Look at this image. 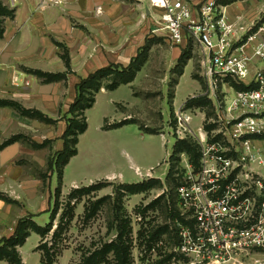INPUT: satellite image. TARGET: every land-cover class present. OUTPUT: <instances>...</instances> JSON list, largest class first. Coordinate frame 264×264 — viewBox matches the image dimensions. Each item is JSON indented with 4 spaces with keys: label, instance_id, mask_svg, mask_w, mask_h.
<instances>
[{
    "label": "rangeland",
    "instance_id": "374dc122",
    "mask_svg": "<svg viewBox=\"0 0 264 264\" xmlns=\"http://www.w3.org/2000/svg\"><path fill=\"white\" fill-rule=\"evenodd\" d=\"M184 1L196 9L206 0L195 4L191 0ZM224 1L220 0L219 6L225 9L231 22L243 25L247 29V35L259 33V38L264 37V0L250 2L249 6L245 2L226 4ZM16 2L0 0L1 5L13 13V18ZM130 3L135 4V1ZM43 5L53 6L47 0H39V6ZM156 11L158 18L154 20V32L145 33L140 43L138 53L142 52L144 60L134 79L136 82L132 89L133 95L127 88L110 93L112 91L105 89L109 81L104 80L98 95H95L96 103L93 107L72 116L68 114V109L74 101L73 94L76 96V88L70 90L67 85L64 89L67 99L57 109L53 117L55 122L51 125L24 117L14 107H0V146L12 137L21 136L22 140L18 142V149L4 154L6 167L2 173L0 171V194L4 197H19V200L10 198L14 203L3 202L15 212L37 211L35 215L28 212L24 218L41 227L52 222V229L43 238L38 235L40 239L32 251L36 263L38 260L39 264H87L93 253L100 251L105 244L109 245L118 240L119 234L124 233L119 240L129 246L128 264H189L175 251L178 244L177 230L174 221L169 217L168 208L164 207L169 203L177 205L175 189L183 177V161L192 163V157L186 153L178 155L179 159L170 158L178 141H187L194 145L191 138L181 139L176 134V115L187 112L191 116L190 124L194 130L202 123L210 129L209 121L215 116V107L209 98L205 52L202 46L189 36L186 47L173 45L167 31L158 24L160 12L157 9ZM6 19L12 18L8 15L0 16V31H3ZM248 54L251 55L249 48ZM181 56L183 58L179 62ZM21 70L24 74L34 76L30 69L22 67ZM64 73L72 75L71 69ZM86 76L83 75V78ZM83 78L78 77V83ZM26 82L23 81L20 85L28 86ZM71 96L73 100L68 103ZM217 96L220 97V94ZM87 98L90 99L88 96ZM123 118L136 122L132 125L138 127L139 131L142 127L157 134L163 132L168 136V143L160 149L155 145L157 140L147 137L141 140L138 134L129 130L114 131L106 128L123 121ZM72 120L79 124L86 121L88 128L84 135L78 137L76 148L79 154L68 168V174L79 176L82 174L79 173L80 170L89 165L90 169L85 167L86 171L83 172L90 174L86 178H94V183L70 188L69 183L64 184L62 178L59 205L55 210V218L51 219L58 174L64 161L54 166L51 176L47 166L51 159H57V153L62 150L61 136L67 122ZM45 141L47 145L43 148L32 147V144H42ZM122 142H128L130 146L122 148L123 153H120V147L117 152L114 151L113 148H118ZM156 149L158 158L163 159L161 165L155 171V176L144 177L143 181L156 179L161 185L135 195L124 192V184L137 183L136 177L130 171L131 166H149L154 160ZM119 164L127 167L122 176L118 175ZM92 167L98 168L94 176ZM72 195L75 198L69 199ZM161 197H165L164 201L158 202ZM95 205L97 210L89 217L88 209ZM64 212L68 215L63 217ZM118 225L121 229L117 228ZM163 228H167V232L148 245L150 232ZM55 233L57 237H54ZM33 234L35 233H31ZM34 239L33 236L26 247L31 246ZM104 259L99 258L96 262L117 264L112 252ZM241 262L247 263L245 259Z\"/></svg>",
    "mask_w": 264,
    "mask_h": 264
},
{
    "label": "built area",
    "instance_id": "2783aa9c",
    "mask_svg": "<svg viewBox=\"0 0 264 264\" xmlns=\"http://www.w3.org/2000/svg\"><path fill=\"white\" fill-rule=\"evenodd\" d=\"M219 1L193 9L184 0H150L173 45L186 47L189 36L202 46L215 107L210 129H192L185 111L176 115V134L193 140L198 161H183L175 189V251L189 264H264V37L247 35Z\"/></svg>",
    "mask_w": 264,
    "mask_h": 264
},
{
    "label": "crops",
    "instance_id": "0c3cea01",
    "mask_svg": "<svg viewBox=\"0 0 264 264\" xmlns=\"http://www.w3.org/2000/svg\"><path fill=\"white\" fill-rule=\"evenodd\" d=\"M131 1H135V4H131ZM199 1L191 0L194 4ZM257 1L240 2H245L249 6L250 2ZM9 4L7 1V5ZM13 9L15 16L5 20L3 33L0 36V99L16 101L26 109L42 112L50 119H53L57 109L67 99L64 89L69 85V89L74 90L78 84V77L83 78V75L93 73L110 64L127 66L137 56L145 33L154 29V20L158 18V13L151 6L150 0H61L60 4L41 7L39 0H17ZM63 53H67L72 71V75H67L63 81L46 84L35 75L24 74L21 70L24 67L49 74L64 73L67 68L62 57ZM14 79L16 81H13ZM23 81H27L28 86L20 85ZM135 82L122 85L110 93L127 88L132 94ZM73 97H75L74 94ZM70 100L68 103L72 102V96ZM36 124L39 126V122ZM113 130H129L133 134H138L141 140L146 137L157 140L155 145L160 149L168 143V136L163 132L147 134L139 131L138 127L132 124ZM18 145L19 143H15L0 151L1 173L6 167L3 161L4 156L10 150L18 149ZM129 146L128 142H122L118 148L114 146L113 150L117 152L120 147V153H123L122 148ZM78 154L70 159L63 171L64 184L68 182L70 188L94 183L92 180L94 178H86L90 174L83 172L86 171L85 167L90 169L89 165L80 170L79 173L82 174L79 176L68 174V168ZM154 154L156 162L153 160L149 166L144 165L142 168L138 165L131 166L130 171L136 177L135 182L140 183L144 177L155 176V171L160 167L163 159L158 158L157 149ZM117 169L118 175L122 176L127 167L119 164ZM92 172L94 176L98 168L92 167ZM9 198L19 200V197ZM33 207L36 209L35 206ZM19 212H15L0 200V238L12 235L17 222L28 212L32 215L37 213V211L28 210ZM33 236L34 243L26 247ZM39 239L40 237L36 234L30 235L24 246L19 248L23 264H39L38 260L36 263V257L32 253ZM0 264L8 263L1 261Z\"/></svg>",
    "mask_w": 264,
    "mask_h": 264
},
{
    "label": "trees",
    "instance_id": "16d2710c",
    "mask_svg": "<svg viewBox=\"0 0 264 264\" xmlns=\"http://www.w3.org/2000/svg\"><path fill=\"white\" fill-rule=\"evenodd\" d=\"M238 1H244V0H225L224 3L230 4ZM10 16V18H13V13L8 11L5 7H3L0 3V16ZM3 31H0V36L2 35ZM62 57L65 61V65L67 68V71H70V61L67 53H63ZM182 56L179 58V62L182 61ZM144 60V58H143ZM142 52H139L135 58H133L130 63L127 66H122L119 64H110L109 66L100 68L96 70L93 73L88 74L85 78L81 79L80 82L76 85V96L74 98V101L69 106L68 114L76 116V114L80 112H85L86 110L93 107L95 104V95L100 91L102 88V82L104 80H108L109 83L105 85V89L108 91H114L118 89L122 85H128L132 83L136 77L137 72L142 67ZM31 73L38 78L42 79L44 83H54V82H60L66 79L67 73H57V74H49V73H43L40 71H31ZM237 89H242V87L237 86ZM90 97L89 98H87ZM0 107L1 108H7V107H14L18 110V112L27 118L37 120L41 123L45 124H54V120L48 118L45 116L42 112L38 110H31L26 109L19 105L16 102L8 101V100H1L0 101ZM128 124H136V122L131 121L130 119L123 120L119 123L113 124L106 128L111 129H117L121 128ZM88 128L87 122H83L82 124H79L76 120L68 121L67 127L61 136V140L63 141V147L60 152L57 153V159L53 161L51 159L48 162L47 169L50 172V176L53 175V169L54 166L59 165L62 161V167L60 169V172L58 174V186L55 190L56 197L54 198L53 203V210L51 212V219H54L55 217V210L59 205V196L61 193V185H62V178H63V170L64 167L68 164L69 160L76 156L77 151V144H78V137L80 135H83ZM140 130L147 134H157V132L144 129L140 127ZM71 138V139H70ZM24 140V139H23ZM21 136L12 137L8 141L4 142L0 146V151L4 148L21 142ZM47 145V141H45L42 144H32V147L34 148H43ZM171 159L178 158V155H181L183 153L189 154L192 158V163L197 165L198 161V152L196 146L191 144L187 141H178L177 144L172 149ZM170 176V175H168ZM161 185V182L156 179H151L150 181H143L141 183H135V184H124L122 186L124 192L129 193L130 195L140 194L148 191L149 189ZM75 197H69V199H73ZM165 197H161L158 202L164 201ZM0 200L5 201L7 203H14L13 200H11L9 197H4L0 194ZM165 208H168L167 212L170 215L171 221H174L176 218H178V210L176 208V204L172 203V205L169 203V205H165ZM87 210V209H86ZM97 210L96 205L92 207L91 209H88V216L91 217L93 213ZM67 216L68 213L64 212L63 217ZM116 216L118 217V212L116 213ZM119 220V218H118ZM121 229V226H117V228ZM169 228V227H168ZM52 229V222H50L45 227H41L32 220H29L28 218H22L20 219L16 227L14 229V232L9 237L0 238V262L5 261L8 264H22L21 257L19 255L18 249L26 243V239L31 235V233H35L39 235L41 238H43L50 230ZM167 232V228H163L160 231L157 232H150L149 240L147 241V244L149 245L152 241L156 240L160 235ZM174 232V230H173ZM59 236V234H58ZM124 233L119 234V238L123 237ZM54 237H57V233L54 234ZM119 238H117L119 240ZM114 240L111 242V244L107 245L105 244L103 248L100 251H96L93 253L87 260V264H99V262H96L97 259L102 258L112 252L116 263L117 264H128V257H129V246L125 245V242H120V240ZM96 259V260H95ZM95 262V263H94Z\"/></svg>",
    "mask_w": 264,
    "mask_h": 264
}]
</instances>
